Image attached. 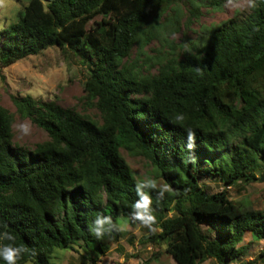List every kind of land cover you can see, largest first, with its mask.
<instances>
[{
	"label": "trees",
	"instance_id": "1",
	"mask_svg": "<svg viewBox=\"0 0 264 264\" xmlns=\"http://www.w3.org/2000/svg\"><path fill=\"white\" fill-rule=\"evenodd\" d=\"M175 2L29 0L0 30L2 78L4 68L58 47L86 66L84 97L99 114L14 96L17 114L48 134L29 148L14 143L16 114L0 106V234L14 237L0 244L23 249L17 264H55L56 248L75 246L97 263L120 241L118 218H134L140 184L124 150L167 186L163 196L164 186L144 190L156 222L140 243L166 245L176 264H227L244 255L247 231L264 239V210L236 203L227 189L264 175V0L146 75L130 58ZM203 177L226 188L209 193ZM99 215L112 226L97 238ZM260 258L251 264H264V252Z\"/></svg>",
	"mask_w": 264,
	"mask_h": 264
},
{
	"label": "rangeland",
	"instance_id": "2",
	"mask_svg": "<svg viewBox=\"0 0 264 264\" xmlns=\"http://www.w3.org/2000/svg\"><path fill=\"white\" fill-rule=\"evenodd\" d=\"M216 1L220 4L217 5ZM29 0H0V30L19 19L20 10ZM253 0H176L169 12L156 21L157 28L153 40L144 48L136 46L130 62L137 64L146 75L154 74L157 66L172 54H185L194 46L204 42L209 30L225 21L245 17L251 10ZM194 6H198V11ZM155 24V21H154ZM0 75V106L16 114L14 143L33 148L37 143L48 139V134L30 119L21 118L13 102V97L32 95L44 101H56L64 108H71L82 114L99 118L97 109L85 100L84 82L86 66L72 56L66 57L58 47H52L42 54L31 56L3 69ZM28 123L31 133L22 136L17 125ZM139 183L151 179L158 186H166L164 180L155 177V172L146 160L140 156L123 151ZM264 171V170H263ZM201 184L209 193H216L226 185L215 177H203ZM230 198L250 209L264 210V175L258 181L248 184L238 183L227 188ZM122 229L120 241L113 244L111 250L94 263L93 252L75 246V249L56 248L52 256L55 264H143L153 259L161 249L163 253L152 264H176L173 257L162 247L142 244L140 239L153 229L138 223L134 218H118ZM203 230L207 226H202ZM246 248L244 255L227 264H251L261 262L264 252V239L255 240L247 231L240 244ZM262 263V262H261ZM32 264V263H28ZM203 264H221L209 259Z\"/></svg>",
	"mask_w": 264,
	"mask_h": 264
},
{
	"label": "clouds",
	"instance_id": "3",
	"mask_svg": "<svg viewBox=\"0 0 264 264\" xmlns=\"http://www.w3.org/2000/svg\"><path fill=\"white\" fill-rule=\"evenodd\" d=\"M16 127L22 136H28L31 133V125L28 123H21ZM189 147H192V145L190 144ZM156 187V182L151 179L145 180L136 186L139 199L134 204L135 211L133 212V217L135 220L140 221L146 226L155 224L156 217L152 214V199L150 195L144 190L155 189ZM166 190L167 186H165V188L160 191L159 195L163 196L164 191ZM111 226V217L99 215L93 221V227L91 228V231L97 238H100L106 232L111 231ZM0 239L12 241L14 240V237L10 233L5 232L0 234ZM22 251V248L13 247L10 244H0V262H2V264H17L18 258L20 257Z\"/></svg>",
	"mask_w": 264,
	"mask_h": 264
}]
</instances>
